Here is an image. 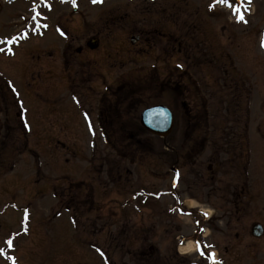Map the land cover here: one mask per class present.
<instances>
[{"label": "rangeland", "instance_id": "obj_1", "mask_svg": "<svg viewBox=\"0 0 264 264\" xmlns=\"http://www.w3.org/2000/svg\"><path fill=\"white\" fill-rule=\"evenodd\" d=\"M214 1L0 0V264H144L151 244L169 264L177 234L199 241L178 264H264V0H228L241 21ZM157 102L166 137L140 125ZM65 177L95 210L74 216Z\"/></svg>", "mask_w": 264, "mask_h": 264}, {"label": "water", "instance_id": "obj_2", "mask_svg": "<svg viewBox=\"0 0 264 264\" xmlns=\"http://www.w3.org/2000/svg\"><path fill=\"white\" fill-rule=\"evenodd\" d=\"M138 37H133L132 42H136ZM91 48H96L98 46V40L93 38L89 41ZM141 122L145 128L148 130L160 134H168L173 127V113L165 106L158 105L146 109L141 116ZM253 233L255 235H260L262 233L261 227L259 225L253 226Z\"/></svg>", "mask_w": 264, "mask_h": 264}, {"label": "bare ground", "instance_id": "obj_3", "mask_svg": "<svg viewBox=\"0 0 264 264\" xmlns=\"http://www.w3.org/2000/svg\"><path fill=\"white\" fill-rule=\"evenodd\" d=\"M189 205H193L192 202H188ZM202 212L203 213H207L208 216L211 215V210L206 209V208H202ZM195 246L192 244V242H186L185 244H181L179 246V250L182 254H187L189 251H191L192 249H194Z\"/></svg>", "mask_w": 264, "mask_h": 264}, {"label": "snow or ice", "instance_id": "obj_4", "mask_svg": "<svg viewBox=\"0 0 264 264\" xmlns=\"http://www.w3.org/2000/svg\"><path fill=\"white\" fill-rule=\"evenodd\" d=\"M72 2H73V4L75 5V0H72ZM97 2H102V0H93V3H97ZM219 2H220V3H227L228 0H219ZM248 3L250 4V3H251V0H248ZM237 11H238V9H237ZM243 19H244L243 14H240V15L237 16V20H238V21H241V20H243ZM262 46H264V44H262ZM203 215L207 216V213H204ZM197 223H199V222H197ZM201 230H202V229H201ZM6 243H7L9 246L12 245V241H11V240L6 241ZM197 244L199 245V241L197 242ZM0 254H3V250H2V249H0ZM214 255H215V254L213 253V257H214ZM214 264H215V262H214Z\"/></svg>", "mask_w": 264, "mask_h": 264}, {"label": "trees", "instance_id": "obj_5", "mask_svg": "<svg viewBox=\"0 0 264 264\" xmlns=\"http://www.w3.org/2000/svg\"><path fill=\"white\" fill-rule=\"evenodd\" d=\"M194 120L197 121V123H198L200 126L202 125L201 122L198 120V116H196V117L194 118Z\"/></svg>", "mask_w": 264, "mask_h": 264}]
</instances>
